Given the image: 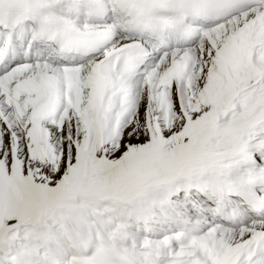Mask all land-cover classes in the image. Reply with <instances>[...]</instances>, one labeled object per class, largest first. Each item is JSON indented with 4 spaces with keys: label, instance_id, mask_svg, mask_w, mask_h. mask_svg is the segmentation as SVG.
Segmentation results:
<instances>
[{
    "label": "snow or ice",
    "instance_id": "6c2138e0",
    "mask_svg": "<svg viewBox=\"0 0 264 264\" xmlns=\"http://www.w3.org/2000/svg\"><path fill=\"white\" fill-rule=\"evenodd\" d=\"M159 191L216 221L109 228ZM85 223L72 264H264V0H0V262Z\"/></svg>",
    "mask_w": 264,
    "mask_h": 264
},
{
    "label": "clouds",
    "instance_id": "9594fccd",
    "mask_svg": "<svg viewBox=\"0 0 264 264\" xmlns=\"http://www.w3.org/2000/svg\"><path fill=\"white\" fill-rule=\"evenodd\" d=\"M165 197V192L159 191L152 193L149 201L139 202L137 201L132 209V213L129 217L125 218L123 221L114 218L112 223L109 225V228L114 230L120 223L126 224V232L128 234L129 243L133 239L137 243H140L142 240L140 237L144 235L142 231H137L136 223L130 219L133 216L140 217V227H143L144 221H148L153 228H159L161 226L167 227L165 223L161 225L157 223V220L162 219L158 208H153V204L159 201H162ZM173 200H176L177 196L171 197ZM189 214L194 215L193 210L189 209ZM84 241L93 247L96 243L95 239V228H90L87 223L81 226L79 231H75L68 227L67 236L57 232L55 230L51 231L46 237L38 241L37 243L40 246L39 257L35 258L38 261V264H72V257L77 255L76 245L79 242ZM111 264H121L119 258L113 257Z\"/></svg>",
    "mask_w": 264,
    "mask_h": 264
},
{
    "label": "bare ground",
    "instance_id": "6f19581e",
    "mask_svg": "<svg viewBox=\"0 0 264 264\" xmlns=\"http://www.w3.org/2000/svg\"><path fill=\"white\" fill-rule=\"evenodd\" d=\"M165 196H170V198L172 197V195L171 194H169V193H167V192H165ZM172 199V198H171ZM209 203H211V201H208L207 203H204L203 201H200V202H198L197 204H196V207H195V210H196V212L194 213V215H192L191 216V219L192 220H197V216L198 215H200V214H202V215H204V216H206V214H205V212H204V209H206L205 207H206V205L207 204H209ZM156 204L158 205V206H163L164 204H162V203H158V202H156ZM184 207H185V209L186 210H189V209H193V207L192 206H190V207H188V206H185L184 205ZM181 208H182V206H181ZM216 219H217V217H215ZM130 219H132L135 223H136V225H139V229L142 231V232H144V234H148V235H152V236H154V235H158L159 233V231L158 230H153V229H151V228H145L144 226H145V224L143 223V227L141 228L140 227V217H138V216H133V217H131ZM145 223L147 222V223H149L148 221H144ZM211 221H209L208 219H206L205 220V224H206V226L210 223ZM167 224L168 226H167V228H166V232H169L168 234H170V233H172V232H170L171 231V225L169 224V223H167V222H164V223H161L162 225L163 224ZM180 230H192L191 229V227H189V226H186V227H180V229L178 230V231H180ZM146 232V233H145ZM174 232V231H173ZM142 240V239H141Z\"/></svg>",
    "mask_w": 264,
    "mask_h": 264
},
{
    "label": "rangeland",
    "instance_id": "374dc122",
    "mask_svg": "<svg viewBox=\"0 0 264 264\" xmlns=\"http://www.w3.org/2000/svg\"><path fill=\"white\" fill-rule=\"evenodd\" d=\"M177 199H178V200H181V201H184V202H187V201L189 200L188 197L183 196V195H180ZM137 231H138V228H137Z\"/></svg>",
    "mask_w": 264,
    "mask_h": 264
}]
</instances>
